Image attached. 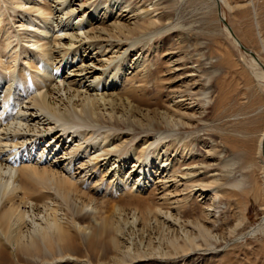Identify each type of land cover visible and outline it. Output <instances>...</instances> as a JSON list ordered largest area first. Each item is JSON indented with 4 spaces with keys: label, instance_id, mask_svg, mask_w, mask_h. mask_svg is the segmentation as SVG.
Returning <instances> with one entry per match:
<instances>
[{
    "label": "rangeland",
    "instance_id": "1",
    "mask_svg": "<svg viewBox=\"0 0 264 264\" xmlns=\"http://www.w3.org/2000/svg\"><path fill=\"white\" fill-rule=\"evenodd\" d=\"M37 1H46L41 6H47L52 0ZM81 1L93 2V7L109 5L108 0ZM130 2L142 21L166 29L161 35H145L137 39L138 44L135 42V54L142 63L139 76L128 75L125 81L118 72L121 79L116 77L115 88L121 89L122 104L108 113L112 117L90 108V115L76 113L67 119V125L50 124L46 119L32 125L22 116L24 102L37 94L36 78H58L68 62L64 59L58 68L41 58L39 65L20 70L30 58H24L20 49L24 36L21 31L12 32L7 17L4 20L2 26L9 27L12 46L20 55L13 63L9 56L1 59L10 65L8 75L0 68V106L4 103L0 113L5 116L0 121V142L5 141V153L9 154L4 166L54 169L48 156V145L54 140L47 130L58 131L64 138L55 146L58 152L64 148L68 153L75 188L91 198L95 207L82 203L83 199L68 204L60 196L38 193L35 183L29 182L22 190L24 196L38 203L46 198L50 203V210L40 214L43 219L34 221L37 237L31 233L32 228L26 236L36 238V254L14 253L7 246L3 249L6 259L0 256V264H264V157L258 156L256 149L264 128V83L258 79L257 69L220 21L212 0ZM64 4L58 16L18 10L11 15L17 17L22 12L24 20L43 25L48 31L57 23H79L77 16L84 11L77 15L74 6ZM5 6L9 13L7 3ZM221 12L234 37L264 66V0H223ZM88 22L85 17L81 27L90 28ZM155 27L146 31L152 32ZM137 33L127 40L132 42L141 34ZM207 92L209 105H205L203 96ZM176 96H182L179 105L171 103ZM190 114L195 118H187ZM4 128L20 130L22 135L5 136ZM73 145H77L74 151ZM157 155L167 163L176 162L173 172L168 174L170 171L156 166ZM135 156L140 162L136 168L150 169L151 178L146 183L142 177L140 180L139 172L128 171L135 164ZM105 159H110L108 166H103ZM77 166L82 173L78 181ZM238 181L243 182L242 190L233 187ZM52 220L57 222V231L48 227ZM258 224H263L262 229L253 234ZM58 228L64 232V239Z\"/></svg>",
    "mask_w": 264,
    "mask_h": 264
},
{
    "label": "bare ground",
    "instance_id": "2",
    "mask_svg": "<svg viewBox=\"0 0 264 264\" xmlns=\"http://www.w3.org/2000/svg\"><path fill=\"white\" fill-rule=\"evenodd\" d=\"M36 1L37 0H7V2H6L7 6H9L8 7L9 10L8 9L7 10L9 13H6L5 12L6 3H3L2 0H0V68L5 69L6 71L10 70V65L7 64L8 61L5 63L3 60H1L3 57H5V55L9 56L10 60L12 59L10 62L17 61V58L19 55V53L17 54V52H16L17 47L12 46V41L10 38V29H12V32L14 30L15 33H18L19 31H21V33L24 36V38H23L24 45L22 47L20 46V49H22V51L24 53V58L27 57L28 55L30 57L29 59L26 60L27 63H24L23 65H21L20 70L27 71L30 69V67H33V65H36V63H37V65H39L38 62H41V58L45 59L44 62L46 64L55 65V66H58V68H61L62 61L64 59H66L68 62V64H67L68 66L66 69L62 70L63 73L58 78H52L50 76L48 77L46 75H43L42 79H41L38 76L36 78V84H35L37 94L34 95L33 97L27 99L26 102H24L25 103V105L23 104L24 110H22L23 111L22 113L21 112H19V113H21L22 116H24V118L27 117L28 122L30 121L32 123V125H38L39 122H41L43 119H46L45 120L46 122L49 121L48 123L52 122L55 125H57V124L58 125L59 124L60 125H67L68 124L67 119L71 118L70 116H72V118H73V115H75L76 113L77 114L78 113H86L89 111L90 108H91L90 110L95 112L96 114H99L102 116H107V117H112V114H108V113H110L112 111V109L120 107L122 104L121 103V100H122L121 99L122 98L121 89L119 90L118 87H117V89L115 88L116 81H118V79H121L119 76H121L122 80L124 79L125 81H126L128 75L139 76V72H140L139 66H142V63L140 62L141 59H139V55L135 54L136 53L135 42L138 44L137 39L142 37V36H145V35H148L150 37L161 35V33L166 28L163 29L160 27L157 29L155 27V22H151V21L145 22L144 20L142 21L141 20L142 17L141 18L139 17V15H138L139 12L131 4L130 0H108L109 5L106 6V4H105L106 7L102 4L97 5V7H93V4H94L93 2L91 4H88L86 2H82L81 0H52L51 4L49 2H47L49 4L46 3L47 6H45V5L41 6V3L43 5V3L45 4L46 1L40 2V4L38 1L37 2ZM39 1H43V0H39ZM212 1L214 2V5H215V1L214 0H212ZM65 2L71 4V5L70 4H67V5L75 7L74 10L77 11V15H79V13L82 10L84 11L83 12L84 14L82 16L81 15L77 16V18H79V23H77L75 25L69 24L70 26L65 25V24L63 26H61V23H57V25L54 26L53 30H50L51 31L50 32V31H48L47 27H45L43 25L38 26L36 24L38 26L37 27L36 25H34V23L29 21L28 19L24 20V18H23V15H25V14L22 15L23 11H24V13L25 12H28V13L31 12L32 13V11H34L33 13L41 12L43 14L46 11L45 14L48 16L54 15L56 13L58 14V12H60L62 10V6H65V4H64ZM220 2L222 3L223 0H220ZM3 4H5V5H3ZM25 5L26 6L30 5V7L28 6L27 9H25L26 8ZM17 10L22 11V12H20V14L17 17L12 16L15 13H17ZM140 15H144V14L140 13ZM6 17H7L8 23L10 25V29H8L9 27H3L2 26V25H4V22H5L4 20ZM41 17H43V16H41ZM85 17H87L91 21V22H88V24L90 25V26L89 25L88 26L90 28H87L86 26L81 27L84 23ZM145 18H146V16H145ZM16 19H18V20L15 21ZM139 19L141 20V23L138 21ZM49 21L51 22V20H49ZM12 24L13 25L15 24V27H13ZM16 24H17V26H16ZM71 24H73V23H71ZM72 27H75L76 29L75 28L73 29ZM151 27H155L156 29H154L152 32L146 31V30L150 29ZM56 29H58V30H56ZM54 30H56V31H54ZM135 31L138 32L137 34H139V33H141V34H139L137 38L131 39L133 41L130 42L129 39L127 40V37L128 38L133 37V35H135L134 34ZM59 32H62V33H59ZM142 32H148V33L142 34ZM11 35H12V33H11ZM19 35H18V37H19ZM15 37H16V35H15ZM20 49H18V50H20ZM131 56H133V57L130 58ZM129 59H130V61H129ZM249 59H250L251 64L257 69L258 79L264 83V72H263V70L259 67V65L255 62V60L253 58H251L249 56ZM4 60L6 61V58ZM65 67H66V65H65ZM114 67L116 69H114ZM124 67H127V68H124ZM118 68H121V69H118ZM122 71L124 72V75L120 74V72H122ZM7 72L8 73L6 74L4 71V74L8 75L9 71H7ZM12 72H13V70H12ZM118 72H119V76H118ZM126 72L128 73L127 75H126ZM35 73H36V71H35ZM1 75H3V74H1ZM117 76H118V79L116 80ZM2 78H3V76H2ZM122 87H124V86L122 85ZM0 91H2V90H0ZM204 94H206V95H203V96H205V100H204L206 102L205 105H209V99H210L209 98V92L204 93ZM180 97H182V96H180ZM180 97L176 96L175 98H173L171 100V103L172 104L180 103V101H179ZM5 101H6V99H5ZM183 101L181 100L182 104H183ZM0 102H2V101H0ZM16 103H17V101H16ZM18 103H20V102H18ZM2 104H1L2 106H0V107H4V103H2ZM184 105H185V103H184ZM7 107H8V105H7ZM1 109H0V111H1ZM3 109H5V108H3ZM2 112H3V110H2ZM88 113L90 115V112H88ZM2 114H4V113H0V121L5 118V116ZM82 115H84V114H82ZM107 117H105V118H107ZM193 117L194 116H192L191 114L189 115V117L187 116V118H190V119H193ZM70 120H72V119H69V122H70ZM73 123H74V121H73ZM14 125H15V123H14ZM185 126L187 128L189 127L187 124H185L184 127ZM12 127H14V126H12ZM25 127H27V126H25ZM39 128H38V130H39ZM0 129H2V128H0ZM46 130H47V128H46ZM24 131H25V129H24ZM32 131H30V132H32ZM47 131L49 133L48 135H50L53 138V139L51 138V140H54L53 144H51L52 141H51V143L48 142L49 143L48 147L50 148V150H49L50 152L49 153L47 152L49 154L48 155L49 156V163L51 166H53L54 169L36 168V167H30V165H26V166L20 165L19 169H14L12 167H6L4 165L7 162L6 160H7V156L9 154L5 153V148H6L5 144H4L5 141L3 143L0 142L1 143L0 144V256L3 259H6L5 257L7 254H5V250L7 249V246L11 247V250L14 251V253H19V254L25 253L26 255H32V256L36 254V251L38 248L37 243L35 241L36 238L35 237L31 238V236H30L27 239L26 236H27V233H29L30 228L33 229V230L31 229L33 232L30 230L31 233L33 235L36 234V232H34V231H36V230H34V221L36 220V218H39L41 220L43 219V216H40V214L46 213L50 210V203L48 202L49 200L45 201L46 198L43 200L42 203H38L39 201L35 202V201H31V200L27 199V197H25L27 195L24 196V194L22 193V190L24 189V187H26V184H28L29 182L35 183L36 188H34V189H36L35 190L36 192L38 191V193H42V194L47 195V196H49V194H52V195L54 194L56 196H60L62 198V200L63 199L66 200L68 202V204L70 202H72V200H76V202H77L78 201L77 199H83L82 203L87 202L88 205L89 204L94 205L91 198L89 199V198L85 197L82 193H80V191H78L75 188V184L73 183L74 181L71 178L72 176L70 177L71 169H70L69 165L71 166V162L68 161L67 157H66L68 153H66L64 148H62V150L58 152V148L55 146V143L61 144L60 143V142H62L61 139H63L64 137L61 136V134L58 131L56 132V131L52 130L51 128H48ZM47 131H46V133H47ZM2 132H3V135L7 136L6 133H8V134H10V133H21L22 131L12 130L11 128H4L2 130ZM21 135H22V133H21ZM31 135H32V133H31ZM25 136H28V135H25ZM1 141H3V139H1ZM65 142H66V140H65ZM8 145H9V143H8ZM45 145L47 146V144H45ZM63 146L66 147L65 144ZM73 146L75 147L74 149H72L73 147L72 148L70 147L72 149V151L76 150L77 145H73ZM45 149H47V148H45ZM114 149L115 148H113V150ZM256 149H257L258 156H262V154H263L262 152L264 151V128L260 133ZM8 151H9V149H8ZM43 151H46V150H43ZM107 152H105V154H107ZM131 155H133V153ZM103 156H105V155H103ZM157 156H159V157L157 158ZM157 156H156L157 159L155 161L156 166L157 167L159 166V168L162 167L163 169L167 170V172L170 171L168 174L173 172V170H171V168L173 166H175L176 162L175 163H171V162L167 163L166 162L167 159L161 160L160 155H157ZM65 157H66V161L64 160ZM100 159H102V157ZM39 161H40V158L37 156L36 163H39ZM133 161L135 162V164H132L128 168V171L130 170V173L139 172L138 173L139 178L142 177L143 180L145 181V183L147 180L149 181L151 178L150 169L146 170L144 168V166H139L138 168H136L137 165H140L139 164L140 162H138V159L136 156H135ZM99 162H102V161L99 160ZM102 163H103V166H108V164L110 163V159H108V160L105 159ZM166 163H167V165H166ZM79 167L77 168V170L75 172L77 181L82 174L79 171L80 170ZM191 168H192V166H191ZM195 168L194 169L192 168V169L196 170ZM102 170H104V169H102ZM128 171H127L126 175L129 176ZM188 172H190V171H188ZM109 173L111 174L110 171H109ZM197 173H198V170H197ZM188 174H190V173H188ZM174 175H176V174H173V176ZM185 176H186V174H185ZM185 176H183V177L185 178ZM194 176H195V174H194ZM77 177H79V178L77 179ZM139 178H137V179H139ZM142 178H140V180H142ZM158 178H160V177H158ZM179 178L181 179L182 177H179ZM190 179H191V176H190ZM159 180L160 179H158V181ZM172 181L173 180H171V182ZM188 181H190V180H188ZM161 182H164V181H161ZM138 183H140V182H138ZM174 183H173V185H174ZM182 183H184V182H181V184ZM176 184H178V183H176ZM185 184H186V182H185ZM200 185H202V184H200ZM155 186H157V185H155ZM183 188L184 187H182V189ZM174 189H175V186H174ZM178 193H179V191H178ZM43 197H45V196H43ZM171 199H172V197H171ZM168 200H170V199H168ZM73 202H75V201H73ZM80 204H81V202H80ZM83 206H85V204ZM94 207H95V205H94ZM206 214H207V212H206ZM35 224H37V222ZM262 225L258 224L253 229L252 233L254 234V233L260 231L262 229ZM49 226H51V228L53 227L57 231L56 220H54V221L52 220V222H48V227ZM36 227L37 226H35V228ZM39 228H40V226H39ZM58 230H59V233L63 232V231L62 232L60 231V228H58ZM49 231H50V228H49ZM59 233H58V238L60 236ZM39 234H42V233H39ZM33 235H32V237H33ZM42 235H40V236H42ZM61 235H63V236H61L60 238L64 239L65 238L64 232ZM42 238L44 239V237H42ZM46 239H48V238H46ZM70 245L71 244H67L68 247H71ZM3 249H5V250H3ZM65 249L68 250V248H65ZM32 256H31V258H32ZM34 259H36V258H34Z\"/></svg>",
    "mask_w": 264,
    "mask_h": 264
},
{
    "label": "water",
    "instance_id": "3",
    "mask_svg": "<svg viewBox=\"0 0 264 264\" xmlns=\"http://www.w3.org/2000/svg\"><path fill=\"white\" fill-rule=\"evenodd\" d=\"M215 1V6L217 8V14L218 17L220 19V21L223 23L224 27L227 29V31L229 32V34L233 37V39L235 40L236 44L238 45V47L247 55H249L251 58H253L255 60V62L259 65V67L263 70L264 72V66L259 62L258 58L256 57V55L251 52L250 50H247L243 45H241L239 43V41L234 37L230 27L228 26L227 22L225 21L224 17L222 16V12H221V2L220 0H214ZM262 156L264 157V151L262 152Z\"/></svg>",
    "mask_w": 264,
    "mask_h": 264
},
{
    "label": "clouds",
    "instance_id": "4",
    "mask_svg": "<svg viewBox=\"0 0 264 264\" xmlns=\"http://www.w3.org/2000/svg\"><path fill=\"white\" fill-rule=\"evenodd\" d=\"M233 187L236 189V190H242L244 185H243V182L242 181H238L236 184L233 185Z\"/></svg>",
    "mask_w": 264,
    "mask_h": 264
}]
</instances>
